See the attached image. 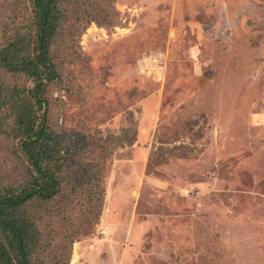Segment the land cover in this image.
Segmentation results:
<instances>
[{
  "label": "rangeland",
  "instance_id": "obj_1",
  "mask_svg": "<svg viewBox=\"0 0 264 264\" xmlns=\"http://www.w3.org/2000/svg\"><path fill=\"white\" fill-rule=\"evenodd\" d=\"M81 2L49 120L101 138L105 196L68 264H264V0ZM5 141L0 177L18 172ZM81 207L40 221L50 255Z\"/></svg>",
  "mask_w": 264,
  "mask_h": 264
},
{
  "label": "trees",
  "instance_id": "obj_2",
  "mask_svg": "<svg viewBox=\"0 0 264 264\" xmlns=\"http://www.w3.org/2000/svg\"><path fill=\"white\" fill-rule=\"evenodd\" d=\"M80 5L15 0L0 31V133L18 163V172L0 177V264H68L73 243L92 234L102 212L103 167L86 158L101 138L53 128L49 120L50 87L60 79L54 46L67 23L84 20L69 15ZM56 202L67 212L82 206L85 218L63 235L62 252L50 255L40 221L53 216Z\"/></svg>",
  "mask_w": 264,
  "mask_h": 264
}]
</instances>
